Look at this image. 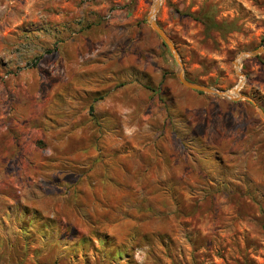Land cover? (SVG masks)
I'll use <instances>...</instances> for the list:
<instances>
[{"label":"rangeland","instance_id":"obj_1","mask_svg":"<svg viewBox=\"0 0 264 264\" xmlns=\"http://www.w3.org/2000/svg\"><path fill=\"white\" fill-rule=\"evenodd\" d=\"M154 2L0 0V264H264V0Z\"/></svg>","mask_w":264,"mask_h":264},{"label":"crops","instance_id":"obj_2","mask_svg":"<svg viewBox=\"0 0 264 264\" xmlns=\"http://www.w3.org/2000/svg\"><path fill=\"white\" fill-rule=\"evenodd\" d=\"M82 4H84V2ZM43 21L46 24H44L40 29V48L42 49H45L48 45H52L56 40H60L61 38L65 39L68 32L70 30L73 31L74 29V24L71 23L72 21L71 13L68 16L61 14L56 16H51V15L44 16ZM64 21H68L67 26L64 25L63 23ZM49 34H51V37L49 36ZM57 43H58L57 46L61 44V42H57Z\"/></svg>","mask_w":264,"mask_h":264},{"label":"water","instance_id":"obj_3","mask_svg":"<svg viewBox=\"0 0 264 264\" xmlns=\"http://www.w3.org/2000/svg\"><path fill=\"white\" fill-rule=\"evenodd\" d=\"M160 5V0H155L154 4H153V7H152V11L150 12L149 16H148V20L152 26V28L155 30V32L157 33V35L161 38V40L163 41V43L168 47V49L170 50V52L172 53V55L174 56V58L178 61V57H177V54H176V51L174 49V46L172 44V42L169 40L168 36L165 34V32L160 28V26L154 21V13L155 11L157 10L158 6ZM151 16H153V19L151 20ZM264 50V45L255 49V50H252L250 52H244V53H241L239 55V58L241 57H244V56H256L258 55L261 51ZM235 66L236 68H238V64L237 62L235 63ZM238 75H242L240 72H238ZM178 78H179V81L181 82V84H183L185 87L187 88H190L192 90H197V91H213V90H210L208 88H205L204 86L200 85V84H196V83H191L189 82L188 80H186L184 77H183V73H182V70L181 68L179 69L178 71ZM215 92V91H213ZM225 92V91H222V93ZM219 94V92H216ZM220 95V94H219ZM221 96H224V95H221ZM238 96H239V92H238ZM225 97V96H224Z\"/></svg>","mask_w":264,"mask_h":264},{"label":"bare ground","instance_id":"obj_4","mask_svg":"<svg viewBox=\"0 0 264 264\" xmlns=\"http://www.w3.org/2000/svg\"><path fill=\"white\" fill-rule=\"evenodd\" d=\"M153 19V16H151V20ZM240 82L232 89L226 90L225 92H219L220 95H224L225 97L232 98L235 96H238V90L243 82V76L240 75Z\"/></svg>","mask_w":264,"mask_h":264},{"label":"built area","instance_id":"obj_5","mask_svg":"<svg viewBox=\"0 0 264 264\" xmlns=\"http://www.w3.org/2000/svg\"><path fill=\"white\" fill-rule=\"evenodd\" d=\"M104 17H105L106 19L109 18V17H111V13L106 14Z\"/></svg>","mask_w":264,"mask_h":264},{"label":"trees","instance_id":"obj_6","mask_svg":"<svg viewBox=\"0 0 264 264\" xmlns=\"http://www.w3.org/2000/svg\"><path fill=\"white\" fill-rule=\"evenodd\" d=\"M214 26V25H213Z\"/></svg>","mask_w":264,"mask_h":264}]
</instances>
